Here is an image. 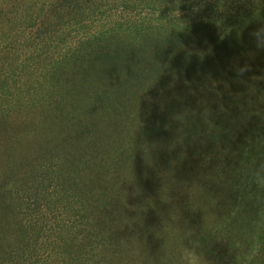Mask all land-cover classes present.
<instances>
[{"label": "trees", "instance_id": "obj_1", "mask_svg": "<svg viewBox=\"0 0 264 264\" xmlns=\"http://www.w3.org/2000/svg\"><path fill=\"white\" fill-rule=\"evenodd\" d=\"M240 14L87 40L21 120L2 96L0 264H264V21ZM32 183L76 213L42 261L12 252Z\"/></svg>", "mask_w": 264, "mask_h": 264}, {"label": "rangeland", "instance_id": "obj_2", "mask_svg": "<svg viewBox=\"0 0 264 264\" xmlns=\"http://www.w3.org/2000/svg\"><path fill=\"white\" fill-rule=\"evenodd\" d=\"M178 1L182 9L174 10L166 0H65L52 12L56 0H0V104L6 106L2 96L12 101L7 119L21 120L17 112L32 110L29 105L48 87L53 68L87 40L98 42L108 33L134 34L160 19L187 22L206 14L223 21L241 12L244 18L264 21V0ZM31 186L16 200L19 219L30 228L27 246L23 243L12 252L20 250L23 258L42 261L49 252L54 254L53 232L76 213L45 195L47 183Z\"/></svg>", "mask_w": 264, "mask_h": 264}]
</instances>
